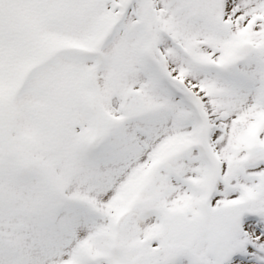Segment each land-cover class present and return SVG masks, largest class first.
<instances>
[{
	"label": "snow or ice",
	"instance_id": "snow-or-ice-1",
	"mask_svg": "<svg viewBox=\"0 0 264 264\" xmlns=\"http://www.w3.org/2000/svg\"><path fill=\"white\" fill-rule=\"evenodd\" d=\"M0 264H264V0H0Z\"/></svg>",
	"mask_w": 264,
	"mask_h": 264
}]
</instances>
